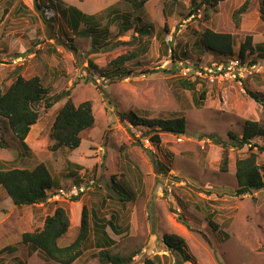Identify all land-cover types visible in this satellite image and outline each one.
I'll return each mask as SVG.
<instances>
[{
	"label": "rangeland",
	"instance_id": "obj_1",
	"mask_svg": "<svg viewBox=\"0 0 264 264\" xmlns=\"http://www.w3.org/2000/svg\"><path fill=\"white\" fill-rule=\"evenodd\" d=\"M194 1L199 9L189 16L191 0H149L141 9L132 0H0V89L6 91L17 76L38 77L48 92L45 99L69 92L74 105L89 101L95 118L94 126L82 133L78 149L55 153L48 149L49 133L67 98L49 109L44 99L36 106L39 116L25 140L28 153L18 148L7 123L0 121V144L10 145L9 149L0 146V164L33 169L42 163L57 182L47 193L48 202L17 209L0 187V250L16 249L0 255V264H55L22 245L20 237L40 229L56 207L64 208L70 221L61 245L75 238L73 226L79 224L85 207L89 219L93 211L107 221L117 215L120 229L128 226L119 234L106 227V233L114 241L110 253L133 256L131 264L155 256L159 264H192L165 249L162 238L171 234L185 240V253L193 264H264V189L235 194L234 162L247 157L249 147H238L228 135L240 137L246 120L264 121L262 107L243 89L264 91V54L257 49L246 52L244 64L257 71L243 80H201L193 91L178 83L185 79L184 66L205 67L238 57L245 36L252 37V46L259 44L264 24L259 20L258 0H250L238 30L231 14L245 0H225L214 7ZM69 8L92 16L88 32L74 36L67 21L56 16ZM115 16L113 23L106 24ZM128 17L131 27L122 33L120 24ZM145 26L149 28L142 36L138 30ZM205 29L233 35V56L200 48L197 35ZM95 43L101 46L93 50L90 45ZM131 52L143 54L125 65L130 74L105 77L112 60ZM89 60L104 78L87 65ZM203 91L204 99L197 98L196 104L194 98ZM131 112L149 119L183 118L185 135L162 133L160 144L154 145L145 127L132 126L124 118ZM251 143L264 149L263 138ZM220 144L228 147L226 172L220 170L224 152ZM252 153L264 178V151ZM68 162L79 169L68 167ZM157 163L169 171L159 169ZM112 185L118 193L124 188L133 200L119 205ZM73 186L87 189L74 197L69 193ZM60 188L66 196L56 200L53 195ZM91 239L92 234L72 264H99Z\"/></svg>",
	"mask_w": 264,
	"mask_h": 264
},
{
	"label": "trees",
	"instance_id": "obj_2",
	"mask_svg": "<svg viewBox=\"0 0 264 264\" xmlns=\"http://www.w3.org/2000/svg\"><path fill=\"white\" fill-rule=\"evenodd\" d=\"M138 9L144 7L149 0H132ZM207 6L214 7L220 2L225 0H204ZM192 2V10L189 11V16L196 14L199 9L195 5V1ZM250 0H245L243 4L235 9L231 14V20L235 29H239L241 15L244 14L249 5ZM37 8H40L37 5ZM259 20L264 24V0H258ZM59 15L67 21V25L70 28L71 33L74 36L88 32L90 30L88 23L92 20V16H86L74 8H69L67 12L62 10ZM123 17V16H120ZM118 16L108 20L106 24H111L116 20ZM139 20V18H137ZM127 24V25H126ZM119 31L124 33L131 27V19L121 22ZM147 26L139 29L140 35H145L148 31ZM165 28V27H164ZM166 31V28H165ZM72 43V39H69ZM107 41L105 45H107ZM196 44L204 51L214 53L222 57L233 56L234 36L228 33H218L209 29H205L197 35ZM91 49L96 50V47H100V44L95 43L94 47L90 45ZM71 48L74 49L73 44ZM171 50V46L169 47ZM257 49L261 53L260 46H252V37L245 36L243 42L239 46L238 58L243 61L245 54L248 51L250 54ZM173 51V50H172ZM142 55L139 52L126 53L112 60L106 67L109 68V72L105 77H122L124 74H130L129 71L124 69L125 65L138 59ZM59 57V55L57 56ZM185 57V56H184ZM188 57V56H187ZM192 60L191 57H188ZM174 61V57H172ZM87 65L94 69L100 77H103L101 70L92 64L89 60ZM196 68L197 66H193ZM162 73H169L165 69L161 70ZM104 78V77H103ZM190 78L179 80L178 83L181 88L189 91H193L195 85L202 79L196 78L193 82H190ZM86 83L88 81L85 80ZM95 84V80H91ZM245 93L257 104L262 107L264 113V91L252 92L247 88H243ZM48 92L43 86L41 80L38 77H32L25 79L21 76H17L11 83L6 91L0 89V121L7 123L10 135L18 142V148L24 153L29 152V148L25 143V140L30 132V129L35 125L38 119V111L36 106L45 101V109H49L55 103L59 102L63 98H67L66 102L57 110L53 124L50 129L49 139L52 142L48 148L50 152L55 153L61 149H68L74 151L79 148L82 141V133L94 126L95 118L92 111V105L89 101L82 102L79 105H74L69 98V92L54 95L51 98L45 99ZM205 92H201L198 97L194 98L203 100ZM124 118L132 126H143L148 131V139L154 144L158 145L161 142L160 135L162 133L170 134L173 136L185 135V120L183 118H144L131 112L129 115H125ZM231 140L237 142L238 147L247 145L249 147V153L247 157L242 159H236L234 162V175L237 182L238 189L235 194L238 196H244L250 194L251 191H261L264 189V178L261 174V167L257 163V155L252 153L253 149L258 152H263L264 149L252 144V140L256 138L264 139V121H251L246 120L243 122L242 132L240 137H236L233 134H228ZM224 148L223 157L220 163L221 172H226V166L228 164L227 150L228 147L225 144H220ZM1 146V144H0ZM6 146V145H5ZM1 146V148H10L8 146ZM23 155V154H22ZM14 161V160H13ZM14 162H11V164ZM68 167L79 169L78 166L68 162ZM8 164H0V187H2L8 197L11 199L15 208L31 207L40 205L47 202V193L56 188L57 182L52 178L48 168L44 164H38L33 169H22L19 167L7 168ZM4 166V167H3ZM159 169H164L168 172L169 169L163 165L157 163ZM70 176L76 178L74 172H69ZM115 184V183H114ZM113 184V185H114ZM111 187L114 194L117 196V202L119 205L126 204L130 198L133 200V195L126 192L124 188L121 191L115 192ZM77 201V198L74 199ZM91 219L88 218V212L85 207L81 210L79 227L77 234L71 243L67 245H61L60 240L63 239L67 233L70 221L68 214L62 207H56L52 214L47 215L40 229L32 230L23 233L20 237L22 245L28 247L32 252H40L47 260L54 262L55 264H72L83 253V250L87 248L86 243L89 242L90 235L92 234L91 241L92 247L98 250L97 258L99 264H131L133 256H125L123 254L115 253L111 254L110 249L114 246V241L107 235L106 227L113 233L126 232L128 226L120 229L117 224V215H114L110 220L100 218L97 212H91ZM211 225V223H210ZM162 243L165 249L170 252L177 253L183 262H192V258L188 253H185L186 243L182 237L177 235H166L162 238ZM5 252L13 254L16 252L14 247H8L0 250V255ZM158 256L153 259H144L143 264H159Z\"/></svg>",
	"mask_w": 264,
	"mask_h": 264
},
{
	"label": "built area",
	"instance_id": "obj_3",
	"mask_svg": "<svg viewBox=\"0 0 264 264\" xmlns=\"http://www.w3.org/2000/svg\"><path fill=\"white\" fill-rule=\"evenodd\" d=\"M183 68L184 69L181 71V75L183 77H188L191 80L199 78L211 82L224 80L239 81L245 79L257 71L255 70V66H248L247 64H244V62L238 57L228 59L221 63H213L210 66H199L195 69L189 66H184ZM86 189L84 187L77 188L76 186H73L69 193L70 195L77 197L78 195L85 193ZM62 196L66 195L64 190L61 188L57 190L56 195L54 194L53 198L57 200ZM48 200L49 198H47V202Z\"/></svg>",
	"mask_w": 264,
	"mask_h": 264
},
{
	"label": "crops",
	"instance_id": "obj_4",
	"mask_svg": "<svg viewBox=\"0 0 264 264\" xmlns=\"http://www.w3.org/2000/svg\"><path fill=\"white\" fill-rule=\"evenodd\" d=\"M56 16H57L58 18L61 17L59 14L56 15ZM61 20H62L63 22L66 21L65 18H63V17H61ZM254 46H260V49L262 50V51H261V54H264V38L259 42V44L253 45V47H254ZM258 92H259V91H258ZM262 92H263V91H262ZM25 143H26V142H25ZM60 189H61V188H60ZM35 206H36V205H35ZM23 207H25V206H23ZM16 209H17V208H16ZM54 209H55V208H54ZM50 214H52V212H51ZM79 221H80V220H79ZM79 221H78V222H79ZM78 222H77V220H74L73 223H74V224H77ZM41 227H42V226H41ZM78 227H79V224L73 226V233L75 232L74 234H77L76 232H77ZM69 228H70V227H69ZM68 230H69V229H68ZM66 234H67V233H66ZM72 235H73V234H72ZM72 235H71V236H72ZM71 236H70V237H71ZM73 237H74V236H73ZM73 237H71V240H69V243H70V241L73 240V239H72ZM60 241H61V240H60ZM66 245H67V244H66ZM62 246H63V245H62Z\"/></svg>",
	"mask_w": 264,
	"mask_h": 264
}]
</instances>
